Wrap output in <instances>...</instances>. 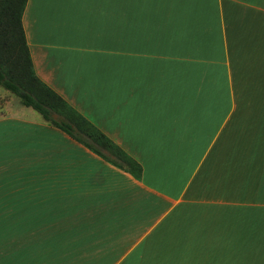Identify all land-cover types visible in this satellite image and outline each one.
<instances>
[{"label": "crops", "instance_id": "obj_1", "mask_svg": "<svg viewBox=\"0 0 264 264\" xmlns=\"http://www.w3.org/2000/svg\"><path fill=\"white\" fill-rule=\"evenodd\" d=\"M21 23L142 173L0 108V264H264V0H27Z\"/></svg>", "mask_w": 264, "mask_h": 264}, {"label": "trees", "instance_id": "obj_2", "mask_svg": "<svg viewBox=\"0 0 264 264\" xmlns=\"http://www.w3.org/2000/svg\"><path fill=\"white\" fill-rule=\"evenodd\" d=\"M26 1L0 0V86L103 160L140 179L138 161L36 76L21 23Z\"/></svg>", "mask_w": 264, "mask_h": 264}, {"label": "rangeland", "instance_id": "obj_3", "mask_svg": "<svg viewBox=\"0 0 264 264\" xmlns=\"http://www.w3.org/2000/svg\"><path fill=\"white\" fill-rule=\"evenodd\" d=\"M19 104L21 103L19 101V98L16 95L8 91H3V89L0 88V108L3 107L4 110H10V109L19 107ZM32 112L34 111L32 110ZM35 114H37L38 116V113H35ZM42 216L43 214H38V227H40L41 223L43 222V219H41ZM12 218H13V214H0V227L3 226V227L8 228L7 226L12 223ZM38 231H43V230H38ZM0 237H3L5 239L4 243L6 244L11 242V236H8L7 234L1 235ZM40 238H43V235L38 234V242L41 241ZM40 252L41 251H39V253ZM6 256L12 258V254L7 251H6Z\"/></svg>", "mask_w": 264, "mask_h": 264}]
</instances>
